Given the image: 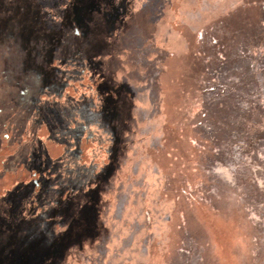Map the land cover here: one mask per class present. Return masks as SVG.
<instances>
[{"label": "rangeland", "instance_id": "obj_1", "mask_svg": "<svg viewBox=\"0 0 264 264\" xmlns=\"http://www.w3.org/2000/svg\"><path fill=\"white\" fill-rule=\"evenodd\" d=\"M0 264H264V0H0Z\"/></svg>", "mask_w": 264, "mask_h": 264}]
</instances>
